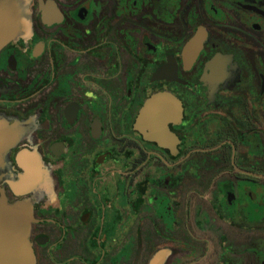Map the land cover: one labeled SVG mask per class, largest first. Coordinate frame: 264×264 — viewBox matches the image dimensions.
I'll use <instances>...</instances> for the list:
<instances>
[{"label":"flooded vegetation","instance_id":"obj_1","mask_svg":"<svg viewBox=\"0 0 264 264\" xmlns=\"http://www.w3.org/2000/svg\"><path fill=\"white\" fill-rule=\"evenodd\" d=\"M2 204L34 264H264V0H0Z\"/></svg>","mask_w":264,"mask_h":264},{"label":"water","instance_id":"obj_2","mask_svg":"<svg viewBox=\"0 0 264 264\" xmlns=\"http://www.w3.org/2000/svg\"><path fill=\"white\" fill-rule=\"evenodd\" d=\"M156 97L151 101H155ZM164 100H167L164 97ZM30 215L24 204L0 207V264H34L28 239ZM164 251L154 255L150 264H161Z\"/></svg>","mask_w":264,"mask_h":264}]
</instances>
